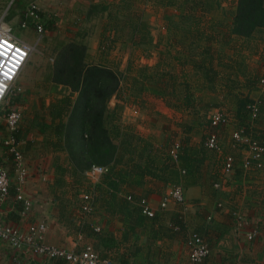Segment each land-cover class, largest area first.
<instances>
[{"label":"crops","instance_id":"0c3cea01","mask_svg":"<svg viewBox=\"0 0 264 264\" xmlns=\"http://www.w3.org/2000/svg\"><path fill=\"white\" fill-rule=\"evenodd\" d=\"M12 1L16 0H0V10L6 9ZM19 1L20 7L16 10L23 12L17 28L25 10L33 3L47 17L45 33L67 23L78 25L79 19L74 21L75 16H71V12L84 8L87 32L80 37L70 35L62 39L85 46V62L89 64L91 55L96 56L99 62L91 65L102 64L107 55L102 46V28L106 26L107 19L98 18V8L103 6L108 13L111 8L140 10L141 19L132 25L131 42L139 41L145 35L155 49L164 42L167 53H172L169 43L178 42L177 57H174L178 64L175 67L174 62L163 58L158 63L160 67L170 64L176 71L161 76L147 73L143 78L150 84L152 92L159 82L162 98L154 100L148 95L144 100L145 106L138 103L144 107L131 109H127V105L117 98L110 99L108 110H113L115 106L116 111L118 107L122 111L128 110L130 116L134 117L127 124L136 131L130 130L128 133L132 140L118 139L116 142L118 157L122 159L115 167L119 175L113 179L114 189H108L101 181L94 185L100 196L93 197L94 209L90 214L82 213L79 197V194L92 192L90 186L87 190H84L87 186L83 187V183L88 181L85 170L75 171L66 150L61 151L62 147L59 150L56 142L51 143L53 132L46 133L37 122L42 116L40 108L43 105L50 107L56 101L45 99L44 103L40 101L39 106L34 86L38 85L36 75L40 70L28 68L27 76L22 77L20 95L14 105L22 110L23 120L31 113L30 120L34 127V130H25L22 125L16 134L27 168L22 197L31 206L24 214L20 213L21 207L14 197L13 161L0 144V165L6 168L12 181L9 197L0 206V223L15 225L22 231H26L30 224L44 225V244L73 253H81L86 247H91L101 260H107L110 264H264V164L261 170L255 167L244 170L241 163L247 149L235 145L232 139V134L243 127H247L248 134L255 139L264 135V39L255 35L257 31L264 30H257L249 38L232 35L230 29L235 7L231 9L233 13L230 19L226 16L217 19L208 17L205 23L203 17L195 12L202 10L199 0ZM77 2H84L86 6L81 7ZM211 4L208 2L207 11L217 9L218 6ZM152 10L160 11L163 15L160 33L165 37L163 40L160 38L159 43L152 37L154 30L149 28L153 21L147 14ZM141 24L146 26L147 33L138 31ZM46 25H50V28L46 29ZM95 25L97 29L93 28ZM93 32H97V36ZM112 32L111 38L115 40V29ZM249 41L254 43L250 44ZM183 42L188 43L185 46L181 44ZM198 46L200 52L189 53ZM156 64L148 65L143 70L153 72L159 66ZM55 85L65 90L67 96L70 95L68 87ZM75 98L76 94L72 96V101ZM252 102L258 103L260 109L256 119L245 113L247 104ZM159 104H162L161 109L157 108ZM218 110L227 115L229 122L226 126L213 128L209 117ZM168 111L174 115L160 117L177 116L187 129L201 127L202 131L199 138L189 134L188 130L187 133L178 134L183 139L179 141L181 151L176 160L167 158V147L171 146H168L169 131L163 126L155 128L148 121L152 113L167 114ZM49 116L46 114L45 122L48 120L50 124ZM204 123L208 126L205 127ZM0 127L7 136L2 120ZM204 127L208 131L203 132ZM209 134H215L218 138L220 153L204 147ZM51 144L55 146L54 150L48 147ZM229 155L234 159V172L224 178V160ZM183 171L185 174H182ZM218 183L220 189L214 187ZM173 185L183 187L185 204L180 206L171 201L162 210L159 207L162 196ZM129 195H133L136 201L145 199L155 210L154 217L144 216L136 204L127 201L126 196ZM232 211H239L250 226L236 230ZM175 222H181L182 227L176 226ZM254 228L258 234L249 241L246 234ZM190 233L201 237L209 249L208 256L199 263L189 260L187 240ZM0 264L66 263L29 255L0 242Z\"/></svg>","mask_w":264,"mask_h":264},{"label":"rangeland","instance_id":"374dc122","mask_svg":"<svg viewBox=\"0 0 264 264\" xmlns=\"http://www.w3.org/2000/svg\"><path fill=\"white\" fill-rule=\"evenodd\" d=\"M105 1L107 2V0ZM208 2H211L212 3L211 6L213 7L218 6L217 9L213 8L212 10L207 11ZM208 2L207 0H199V4L202 5V10L195 11L198 16L200 15L201 17H203V20L201 19L202 21L206 23L207 22L206 18L208 17H211V19L213 18L217 19L220 17L222 18L224 16H226L227 19L231 18V15H232L231 13H233L232 12L233 10L231 11V9L235 7L234 3L231 0H208ZM77 3L81 7L86 6L84 2L83 3L77 2ZM19 7H20L19 0H16L15 2L12 1V3H9L6 9L0 10V21H4L5 23L9 24V26L13 28V32H15L17 36L28 41L33 47V52L20 78L14 85L11 96H9L7 101L4 103V106H3L4 109H6V107L9 105L10 106L13 105L14 102L18 100V97L20 94L16 93V91L17 89H20L19 87H21L22 77H24V75L27 76V71H28V68L30 67H35L36 69H38L37 70L38 72L40 70L39 74L36 75L38 78V83H37L38 85L34 86V93L37 96V102L39 103V106H40V101L41 103H44L45 99L55 102L59 99L57 97H61L60 99H62V97H66L67 94L65 90L58 89L57 85H55V83H53V80H52L53 67L55 64V60L57 58V54L59 53V51L61 50L63 46H65L66 44H69V40L62 39V37L63 36L68 37L70 35H75L77 37H80L84 33H86L88 29L87 26L85 25V23L87 22L86 21L87 18L85 14L86 10H84L83 8L81 10H77V12L75 11L71 12V16H75L74 21L76 19H79L78 25L73 26L71 23H67L59 29H55L54 31H51V32H46L42 36H38L32 29H29V28L20 29L19 26L17 28V23L19 19L21 18L22 12H23L21 11V9L16 10V8H19ZM109 11L110 12L108 13L106 10H104L103 6L99 7L97 11L98 18L106 17L107 19L106 26L102 28L103 30L102 36L104 37L102 41V46L104 47L103 51L104 52L106 51L107 55L106 57H104L105 58L104 62H102V64H99V65L110 68L114 70L115 72L119 73V76L121 79L120 84L123 89V93H122V98L118 100L122 102L123 104L127 105L126 107L127 109L128 108L131 109V107L132 108L144 107L145 106L144 100L148 98V95L152 99L155 98L154 100L162 98L161 96H158L154 92H152V88L150 84L143 80L144 76L147 73H150V76L152 75L157 76V75H162V74L170 75L169 73L175 72L176 70L173 69V66H171L170 64H167V65L163 64V68H162L160 67V64L158 63H161L160 61H162L164 58L165 61L167 60L172 63L174 62L175 67H176L178 63H176V60H174V57H177V53H178L177 44L179 43L173 42V41L169 43V45L171 46L170 50H172V53H169V52L167 53V51H165L164 42H161L160 46L156 47V49H155V45H153L152 43H148L147 40H146V43H141L140 45L136 44L135 42H131L129 38H130L131 30L133 28L132 25L133 23H135L134 21H137V19L138 20L141 19L140 18L141 11L120 9V8H116V10H114V8H111V10ZM185 12H188V10ZM150 13L147 15L152 17L153 24L152 26H149V28L150 30H154L152 37L156 43H159L158 41L160 40V38L163 40L165 37L164 34L160 33V31L162 30L160 26V22L163 20V15L160 13V11L157 12L155 10L150 11ZM80 18L82 19L80 20ZM170 18L171 17H169V19ZM181 20L182 19H180V22ZM173 21H175V18ZM98 23L100 24V22ZM173 25H176V24H173ZM93 28L97 29V26L95 25ZM114 29L116 31L115 40L111 38L113 34L112 31ZM90 30H92V27H90ZM94 33H95V36H97V32H93V34ZM172 33L175 34L174 31ZM109 34H110V37L108 36ZM255 35L258 38L261 37L262 40L264 39V31H257ZM249 42L250 44L254 43L253 41H249ZM187 43L188 42H185V43L183 42L181 44L186 46ZM201 46H203V44ZM241 46H243V44ZM200 51H201V48H199L198 46V47H195L193 50H189V53L193 54L195 52H200ZM156 52L162 53V54L160 55V54H157ZM95 58L93 55H91L89 57V64H94L95 61H97ZM155 63H157L156 65H159V66L153 72H151L150 70L149 71L143 70L144 67L148 65L150 66L155 65ZM160 68L162 71L160 70ZM193 92L195 94L198 93L197 91H193ZM28 100H29V97L25 99V102L27 103ZM110 101L107 104V108H108ZM113 103H115V101H113ZM138 103H141L142 105L144 104V106L139 105ZM160 105L162 106V104H159V106L157 105L158 109L162 108ZM40 109H41L40 111H41L42 116L41 117L39 116V121H37L38 124L42 125L41 126L42 130H44L46 133H50L52 131L53 134L56 135L55 131H53V129H55L56 126L49 124L48 120H47V123L45 122L46 114L50 113V107H45L43 105ZM122 110L123 109H120V107H118V110L116 111V106H115L113 110L107 111V116L105 119V126L108 129V132L115 144L118 141V139H126L128 141L132 140L133 138H130L131 135L128 133L130 132V130L133 132L136 131L134 130V128L130 127V125L127 124V122H130L129 119L134 116L131 117L128 110L126 111H122ZM3 113L4 111L1 112L0 115H2ZM122 113H124V115ZM162 115H164V117H167L168 115L173 116L174 114H171L169 111L167 112V114L152 113V118L149 117L148 121L149 123H151V125H154L155 128L163 126V128L169 131L168 146L172 145L176 141L181 142V139L183 138H180L178 134L183 133V132L187 133L186 132L187 130L190 132L189 134H193L195 138L200 137L199 134L202 133L201 127H197L194 129L191 128V130H189L186 127H184L185 124H182L179 122L177 116L175 118H162L160 117ZM30 116H31V113L28 115V118H27V115L24 120L22 118V121L19 125V131L21 130L22 125H24L25 130H27L28 128H31L34 130L33 123L30 120ZM66 121L67 119L64 118L63 122L66 123ZM122 121H124L126 124H124ZM204 126L205 127L208 126L207 123H204ZM205 127L202 128L203 132L208 131ZM155 130L160 131V129H155ZM125 134L128 136L125 137ZM54 135L53 137L50 138L51 143H55V142L58 143V137H55ZM194 141L196 140L194 139ZM63 143H64L63 146H56V147H58L59 150L62 147L61 151L65 152V150L67 149V143L65 140ZM48 147L54 150L55 146L51 144ZM169 148L167 147V150ZM168 159H171V158L169 157ZM83 184H84L83 187L87 186V188L84 190L89 189V186H90L89 190L92 191L93 196L94 197L100 196V193H98L97 188L94 187V184L91 181L89 180L87 182L85 181V183ZM171 188L172 187H170V190ZM170 190L165 191V193L168 194ZM164 195L162 197H164ZM79 197H80V194H79Z\"/></svg>","mask_w":264,"mask_h":264},{"label":"built area","instance_id":"2783aa9c","mask_svg":"<svg viewBox=\"0 0 264 264\" xmlns=\"http://www.w3.org/2000/svg\"><path fill=\"white\" fill-rule=\"evenodd\" d=\"M47 17L38 9L37 5L31 3L24 12L23 20L19 24L20 29L31 27L38 36L45 33V21ZM33 52V47L26 40L20 38L13 32V28L4 21H0V120L4 124L7 136L0 129V144L13 161V178L15 188V202L21 207V214L29 210L31 204L22 197L27 179L26 162L19 150L18 139L16 134L19 125L23 118L22 110L17 105H9L6 109L3 108L13 91L18 77ZM16 93H20L17 89ZM248 109L251 110V118L255 119L258 116V103H254ZM210 125L213 128L226 126L229 118L222 111H214L209 117ZM232 139L235 145L246 147L247 155L243 158L241 167L248 170L255 167L258 170L263 168L264 160V145L254 139L250 134H246L244 129H238L232 134ZM204 147L209 151L217 153L221 152V145L215 134H209L204 143ZM181 151L179 142L173 143L167 150V156L172 160H176ZM108 172L107 166L92 165L85 171V177L94 185L98 184L102 177ZM234 172V159L232 156H226L224 160L222 176L229 177ZM182 174H185L183 171ZM11 178L6 168L0 165V206L9 197L11 186ZM215 188L220 189V184H215ZM81 197V211L84 214L93 212V194L85 192ZM127 201L136 204L141 213L148 217H154L155 210L152 209L145 199L134 200L132 196H126ZM184 206L185 196L181 185H173L170 192L166 194L159 207L165 210L170 202ZM231 216L235 223L236 230L248 228L250 223L246 218L242 217L239 211H232ZM45 232L44 225L30 224L26 231L20 230L17 226L11 224L0 223V242L7 243L13 249L22 251L29 255L40 256L47 260H60L66 264H110L107 260H101L91 247H86L81 253L68 252L61 248L50 247L43 243V235ZM258 234L256 228L250 229L246 234V238L252 241ZM189 250V260L192 263H199L209 254L205 242L195 233H190L187 240Z\"/></svg>","mask_w":264,"mask_h":264},{"label":"trees","instance_id":"16d2710c","mask_svg":"<svg viewBox=\"0 0 264 264\" xmlns=\"http://www.w3.org/2000/svg\"><path fill=\"white\" fill-rule=\"evenodd\" d=\"M233 2L235 11L230 29L232 35L249 38L257 30H264V0H233ZM47 28L49 29L50 25H46ZM138 31L142 34L147 33L146 26L141 24ZM147 38L144 35L135 43L140 45L146 43V40L151 43ZM52 80L53 83L70 89V95L50 106V124L56 126L53 131L59 137L56 146H63L64 140L66 141V152L75 171H86L92 165L107 166L108 172L102 177L101 182L108 189L113 190V179L119 175L115 167L122 158L118 157L117 146L105 126V119L110 99L122 98L123 89L119 73L100 65L87 64L85 46L69 43L57 54ZM158 84L159 82L153 92L163 96L162 88ZM74 94L76 98L72 101ZM254 103H249L247 106L250 107ZM248 107L245 108V113L251 117V110ZM64 118L67 119L66 123L63 122ZM0 129L2 130L1 127ZM243 129L248 134V128L243 127ZM256 140L264 145V135ZM129 196L133 197V195ZM174 224L182 227L181 222Z\"/></svg>","mask_w":264,"mask_h":264}]
</instances>
